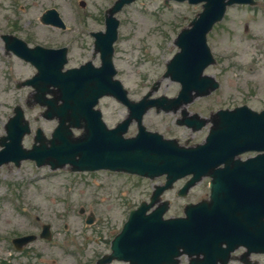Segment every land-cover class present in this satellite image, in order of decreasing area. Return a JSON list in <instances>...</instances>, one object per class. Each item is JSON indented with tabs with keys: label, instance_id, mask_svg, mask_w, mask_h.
Returning <instances> with one entry per match:
<instances>
[{
	"label": "water",
	"instance_id": "95a60500",
	"mask_svg": "<svg viewBox=\"0 0 264 264\" xmlns=\"http://www.w3.org/2000/svg\"><path fill=\"white\" fill-rule=\"evenodd\" d=\"M132 1L117 0L105 16L106 32L93 34L95 48L101 53L99 69L83 66L61 73L66 55L64 48L28 49L17 41L18 55L30 60L39 70L26 83L40 92L44 91L37 82H49L57 87L55 101L44 104L48 108L46 117L56 115L60 123L52 134L49 148L44 146L42 132L38 130L35 141L40 145L22 151L19 142L28 128L26 123L23 126L22 113L16 108L7 132L10 143L0 153V164L7 159L17 162L20 158H31L37 166L47 164L52 169L68 164L71 171L109 169L150 179L166 174L164 186L155 187L149 204L142 202L138 209L130 212L121 233L112 240L111 254L100 258L96 264H108L112 259L129 264H178L180 255H186L189 264H227L230 253L238 246L247 248L244 256L264 253V153L241 163L231 158L244 151H264V110L256 113L243 106L217 111L205 144L194 149H180L174 141L146 133L140 126L141 115L152 106L168 111L191 101L193 96H205L215 90L217 82L208 76L202 77L203 68L213 62L205 35L214 22L221 20L226 6L251 4L252 0H186L192 4L204 3L198 16L190 21V29L181 30L177 36L175 44L180 52L167 64L164 75L179 82L181 90L171 100L164 96L148 100L147 95L138 103L130 101L122 85L113 81L115 73L111 62V47L118 25L112 14ZM42 21L63 26L53 10L47 11ZM103 95L116 97L129 110L127 120L112 130L104 127L100 113L93 110V105ZM59 98L60 106L56 104ZM132 119L137 120L139 133L123 139ZM64 121L70 124L65 126ZM69 126L82 128L83 133L74 138ZM221 163L224 167L216 169ZM188 174H192V178L179 194L185 195L188 188L209 175L208 201L187 204L184 218L164 220L167 201L146 213L175 179Z\"/></svg>",
	"mask_w": 264,
	"mask_h": 264
},
{
	"label": "rangeland",
	"instance_id": "374dc122",
	"mask_svg": "<svg viewBox=\"0 0 264 264\" xmlns=\"http://www.w3.org/2000/svg\"><path fill=\"white\" fill-rule=\"evenodd\" d=\"M33 1H36L37 15L48 7L57 9L65 20V32L44 28L33 19L32 24L21 25L16 33L33 45L67 46L68 51L71 50L69 64H74L90 59L91 52H81V49L93 48L89 34L105 30L103 12L115 0H28L29 3ZM78 1L85 3L83 8L78 6ZM255 1V7H229L223 20L208 33L207 44L216 63L206 67L204 73L218 80L220 86L205 98L195 99L190 104L191 110L208 117L217 109L241 104L255 111L264 108V0ZM8 3V0H0L2 11ZM201 9L200 4L170 2L165 5L162 0H135L114 14L119 21L113 44L115 77L132 100L141 98L155 81L160 83L155 96L177 94L179 85L161 76L165 73L166 62L177 51L173 44L177 34ZM2 11L0 14L5 16L6 12ZM33 12L22 13V18L32 20ZM1 30L10 29L1 27ZM5 63L9 67L11 85L5 84L2 78ZM5 63H0V92L6 91L0 93V134L4 116L10 114L11 106L19 104L31 126V134L23 140L28 147L38 126L49 136L54 123L41 120L42 110L38 106L25 107L26 100H33L29 90L14 89L13 81L32 75L33 69L19 62L16 64L13 59H5ZM100 104L103 119L110 127L126 114V109L111 98H104ZM172 120L171 116H155L149 111L143 124L148 130L165 136H188L185 130L175 127ZM206 131L196 133L197 139ZM133 132L130 129L128 134ZM184 180L164 193L171 205L164 217H176L187 202L194 203L208 196V181L202 179L185 198H179L175 192ZM160 183L162 178L149 181L102 171L71 174L62 169L50 172L46 167L36 169L27 162L21 163L18 169L1 167L0 264H3L10 238L32 234L38 237L43 224L49 225L50 238H36L25 245L31 252L32 264H94L108 252L111 238L120 231L131 209L147 200L153 186ZM79 210H84L83 214ZM90 213L95 222L86 226L84 219ZM251 258L257 264H264V255ZM111 264L127 263L112 261ZM180 264H187V260L181 257Z\"/></svg>",
	"mask_w": 264,
	"mask_h": 264
},
{
	"label": "flooded vegetation",
	"instance_id": "af4514ba",
	"mask_svg": "<svg viewBox=\"0 0 264 264\" xmlns=\"http://www.w3.org/2000/svg\"><path fill=\"white\" fill-rule=\"evenodd\" d=\"M44 1H46V0H43V2ZM8 2H9L8 5H6L7 7L4 6L5 9L3 10V11L6 12V15L3 16V14H0L1 15V17H0V55L2 56V57H0V63L3 65V63H5V59H8V60L9 59H13V61L16 64L19 62V63H21L23 65L25 64L26 66H29V67H31L33 69L34 72H33L32 75H29L28 77H25L23 80H21V79L18 78V80L15 79L13 81L14 89H18V90H21V89L26 90L27 89V90L30 91V94L32 96L33 95L32 88H29L27 86L24 87V86L21 85V83L23 81H25V79L31 78V76H33L35 74L36 70L29 63H27L25 61H22L21 58L17 55L18 53L16 52V49L19 46V44L17 43V41H15V38H17L18 40H20L21 42H23V44L29 46L30 48H33V47H35V45H39V44H34V45L31 44L30 42H28L24 38L23 39L20 38L18 36L19 34H17L16 32L20 29V26L21 25H30V24H32L33 23V19H35V21L38 22L44 28L46 27V28H49L51 30H56V31L58 30V31H61V32H65V30L64 29H57V28L55 29L52 26H49V25H46V24L44 25V24L41 23L40 17L45 12V10L50 9L51 7H48V8H45L44 7L45 8L44 11L41 12V13H39V15H37L36 12H35V10H34L36 8V3H35L36 1H33V2L29 3L28 0H8ZM43 2H41V4H43ZM2 7L3 6H0V11H2ZM29 10L34 11L33 12L34 13L33 14L34 17L32 18V20H31V18H25V17L22 18V13L25 15ZM1 27H4V28L5 27H8L10 30L9 31H4V30H1ZM40 46H42L43 48H53V47H50L49 45H45V46L40 45ZM58 47H60V46H58ZM83 51H85V52L90 51L91 52L90 59L89 58L86 59V60H83L82 59L79 62H76L74 64H69V56L71 54L70 53L71 50L67 51V53H68L67 65L65 66L64 69L80 68V66L83 65V64H86V62L93 63L95 66H98L100 64L99 63V55L96 52H94V48H91V49H81V52H83ZM81 57H83V55ZM4 67H5V71L2 73V78H4V83L5 84H8V85L10 84L11 85V78H9V76H10L9 67H8V65H6V63L4 64ZM5 87L6 86L3 85V88H5ZM48 87H50V86H48ZM9 88L10 87H7L6 89L7 90H10ZM3 91H5V90H3ZM3 91H1V92L3 93ZM98 104L101 105L100 103H98ZM15 105H19V104H15ZM32 105L39 107L38 104L35 105L34 99L32 101L26 100L25 107H29V106H32ZM19 106L21 107V110L23 111L22 106L21 105H19ZM190 106H191L190 104H188V105L185 106L186 113H184V114L181 111L182 110L181 108L178 109V110H176L175 112H172V113H161V114H163V115H165L167 117L168 116L173 117V120H172L173 125L175 127H178L180 130H183V131L185 130L186 133L188 134V136H184V138H181V137H178L176 135H173V136H165L163 133L162 134L159 133V132L158 133L161 134V135H163V137H165V138L175 139L178 142V144L181 145V146H194L197 143H201L205 139V134L206 133L202 137H200L198 139L196 137V133L208 129L209 128V125L208 124H206V126L200 128V129H194L193 126L192 127H189V126H186V125H180V124H178V121H183V119L184 120L185 119L192 120V116H194V114H197L200 118H206L203 114H199L195 110L194 111L191 110L190 109ZM13 107H15V106H13ZM13 107L11 106V108L9 110L10 111V114H7L3 118L4 125H3L2 134H0V150L2 148H4V146L6 145V143H8V139H6V138L4 139V137L6 135L4 129H5V124H6L7 120L12 115V112H13L12 109H13ZM40 109L42 110V112L44 111L43 108H40ZM42 112L40 114L41 120L44 121L45 123H49V122L54 123L53 124V127H52V128H54L57 125V121L55 119H50L49 121L43 119ZM23 113L25 115V112L24 111H23ZM147 114L143 115L142 122H144L145 116ZM153 114L155 116L158 115L155 112H153ZM209 117H210V114H209ZM130 129H132V130L135 131L134 126H132ZM51 131H50V134H51ZM72 131H74V129ZM153 131H155V130H153ZM49 136H46V137H49ZM26 137H28V136H25L23 138V140ZM2 139L5 142H1ZM32 139H33V137H32ZM32 139H31V142H32ZM28 147H30V146H28ZM28 147H26V148H28ZM252 155H254V153L242 154L240 156V159L252 157ZM6 166L14 167L12 163H7L6 165L1 166V167H6ZM162 181H163V179H162ZM184 183H185V181L179 187H181ZM36 238L39 239L40 236H38V237L36 236L33 240H35ZM12 240L13 239L10 238L9 244L7 242V245H6L7 247L4 250L3 264H32L33 261L30 259L31 258V256H30V253L31 252L29 251V249H27L25 246H20L19 249H17L15 247V245L12 243ZM32 253H34V252L32 251Z\"/></svg>",
	"mask_w": 264,
	"mask_h": 264
}]
</instances>
